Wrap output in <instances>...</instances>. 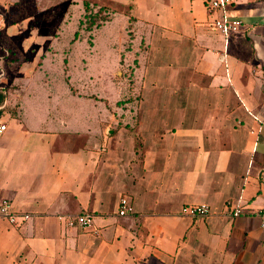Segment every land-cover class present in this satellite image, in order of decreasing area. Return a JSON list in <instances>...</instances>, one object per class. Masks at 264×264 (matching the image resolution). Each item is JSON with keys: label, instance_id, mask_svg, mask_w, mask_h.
<instances>
[{"label": "crops", "instance_id": "0c3cea01", "mask_svg": "<svg viewBox=\"0 0 264 264\" xmlns=\"http://www.w3.org/2000/svg\"><path fill=\"white\" fill-rule=\"evenodd\" d=\"M130 2L134 104L67 103L52 71L0 88V202L28 215L0 217V264H264V0H231L227 35L204 0ZM38 48L22 70L50 65ZM81 212L89 226L66 224Z\"/></svg>", "mask_w": 264, "mask_h": 264}, {"label": "rangeland", "instance_id": "374dc122", "mask_svg": "<svg viewBox=\"0 0 264 264\" xmlns=\"http://www.w3.org/2000/svg\"><path fill=\"white\" fill-rule=\"evenodd\" d=\"M130 3V0H0V88H26L25 84L31 81L14 80L18 72L52 71L56 78L52 81L59 84L58 94L65 96L67 103L71 95L75 103L83 105L134 104L137 98L126 90L131 89L138 56L146 49L136 34ZM56 43H63L62 50L56 49ZM33 46H39V56L46 63L50 61V65L22 70V61L33 52ZM96 57L102 62L97 64L98 78L89 80L94 66L90 62ZM106 67L109 79L102 77ZM41 82L36 80L38 85ZM113 113L115 117L122 114L115 109Z\"/></svg>", "mask_w": 264, "mask_h": 264}, {"label": "built area", "instance_id": "2783aa9c", "mask_svg": "<svg viewBox=\"0 0 264 264\" xmlns=\"http://www.w3.org/2000/svg\"><path fill=\"white\" fill-rule=\"evenodd\" d=\"M231 0H204L205 7L208 10L220 11V16L213 19L211 27L222 35H227L239 29L241 21L232 18L226 12V8ZM4 129V125L0 124V132ZM132 206L126 197H120L116 205V214L118 216H127L132 213ZM180 213L187 216H205L209 214L206 205H186L180 209ZM242 213V209L235 208L230 214L236 216ZM28 215L23 213H15L10 210L7 200L0 202V217L6 218L10 223H14L17 217L26 218ZM62 216H59V218ZM261 226H264V212L260 213ZM66 224L69 226L87 227L92 223L93 214L90 212H81L73 215H66Z\"/></svg>", "mask_w": 264, "mask_h": 264}]
</instances>
